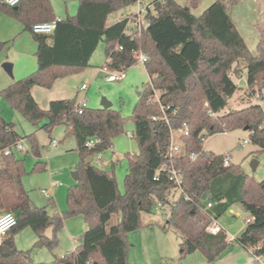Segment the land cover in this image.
Masks as SVG:
<instances>
[{
	"label": "trees",
	"instance_id": "1",
	"mask_svg": "<svg viewBox=\"0 0 264 264\" xmlns=\"http://www.w3.org/2000/svg\"><path fill=\"white\" fill-rule=\"evenodd\" d=\"M137 1L79 0L76 14L61 19L54 32L46 34L35 33L32 26L56 18L50 0H22L15 6L0 0V10L22 20L38 44L36 71L14 81L0 94L29 121L46 120L42 128L48 132L65 125L66 133L75 136L80 155L79 179L68 189L67 209L50 213L49 205L33 204L23 186L25 160L15 153H4L22 136L0 117V211L17 214L16 225L0 237V264H133L128 233L141 228L143 213L153 212L158 203L168 206L169 222L199 213L207 218L194 235L182 239V258L199 250L210 264L218 259L230 241L224 228L213 232L209 226L237 202L250 213L251 221L236 241L264 256V179H254L237 164L223 166L224 155L204 149L206 136L246 128L251 140L264 150V112L252 102L257 89L264 93V21L257 22L260 39L258 52L253 54L229 13L227 0H216L200 16L176 0H154L156 15H151L149 27L133 38L125 34V22L109 24L108 17ZM101 43L111 70L132 67L137 63L135 53L144 51L148 56L146 70L149 75L156 74L153 87L166 106L164 112L154 100V88L144 87L130 117L139 152L128 154L124 192L115 175L119 160L107 171L90 160L95 153L110 149L113 140L124 132L127 119L122 112L113 107H87L79 113L76 97L54 99L44 109L32 94L35 85L52 88L58 78L88 68ZM117 45L122 49L117 50ZM241 62L246 69L244 90L249 105L223 112L229 98L241 88L231 76L239 72ZM185 121L189 132L180 135L184 152L171 156L172 130H179ZM91 137L100 138V142L89 148L86 141ZM25 138L30 142V153L40 157L35 135ZM172 166L183 175V191L173 200L175 184L168 173ZM39 168L46 169L40 159L33 169ZM77 216L88 224L78 246L50 262H35L31 251L41 247L54 251L65 221ZM27 227L34 230L37 240L31 249L21 250L15 236ZM48 228H52L50 236L46 234Z\"/></svg>",
	"mask_w": 264,
	"mask_h": 264
},
{
	"label": "rangeland",
	"instance_id": "2",
	"mask_svg": "<svg viewBox=\"0 0 264 264\" xmlns=\"http://www.w3.org/2000/svg\"><path fill=\"white\" fill-rule=\"evenodd\" d=\"M54 1L58 4V9L60 8L62 10V12H58L56 10V14L63 15V18L76 14L79 0ZM141 1L149 4L154 0ZM176 1L181 5L189 6L193 14L200 16L216 0H198L197 3H193L191 0ZM227 5L229 6V13L232 16L240 34L245 39L249 50L251 53L257 54L260 39L257 22L264 21V0H227ZM71 10L73 11V14H67V12L69 13ZM137 10L138 2L117 10L109 15L108 23L113 22L123 13H134ZM0 14H4L8 18L15 20L21 24L23 26V30H25L23 21L13 14L2 10H0ZM1 33L2 32L0 31V34ZM3 33V35L8 34L7 31H4ZM13 41V38L0 40V43L2 44L0 47V91L4 89V85H8L4 84L2 74H4L10 82L18 80L16 76L12 78L3 67L5 62H12L10 60H3V58L6 56V49L12 45ZM106 59L107 56L105 46L104 43H101L95 50L91 58V65L88 68L64 77L65 87L60 88L58 86L49 92H51L53 97L60 99L76 97L78 102L86 96L90 108L102 107V100L105 97L112 103L113 108L122 112L123 116L127 119L125 122V130L120 136L113 140V149L102 151V154L107 161H111L112 158L116 160V162L119 160L115 166V175L120 190L124 192V177L129 169L128 154L139 152L137 140L134 137H129L127 135L128 132L132 134L135 132V124L130 117L132 116L139 100L138 92H142L149 81V74L146 70L145 64L139 62L127 69V77L124 80L117 82L111 81L105 73L100 71V67L105 64ZM239 72L246 74V69H244L242 62ZM238 73L235 74L237 75ZM237 77L234 76L236 81H238L241 76L237 75ZM242 82L243 81H240V83ZM83 83L88 84V89L80 90L77 94V91ZM244 89L245 88L241 87L239 91L235 92L229 98V105L223 110V112H228L232 109H242L249 105V102H243L246 98V91ZM252 102L254 103L255 100L253 99ZM46 107L48 108V106ZM0 109L5 115H7L6 117L8 120L6 121L12 123L15 126L16 131L22 137L33 134L38 141L40 157L33 153L20 155V157L25 159L26 168V173L22 178V182L24 188L29 194L31 202L37 206L49 205V210H51L52 204L60 210H66L68 207V189L76 182L73 172L78 171V164L80 160V155L77 149L78 144L75 136L67 134L66 127L63 124L55 126L51 132L42 129L41 122L33 123L29 121L20 112L15 110L1 94ZM180 134L181 133L179 131L174 132V142L180 145L182 152H184V146L180 141ZM246 139L248 141L244 143V140ZM53 140L57 142L56 146L52 144ZM27 141L30 144L28 139ZM204 149L212 151L216 154H230L233 164L240 165L248 175L258 181L264 179V150L251 140L250 131L248 129L240 128L228 131L227 134L219 132L211 136H206ZM39 159L46 163V169H33L36 161ZM95 159L96 157H91L90 159L93 165ZM254 160H258L256 168H253L252 166ZM2 166V159L0 158V168H2ZM111 167L112 163L108 166H101L98 168L107 171L110 170ZM53 182H62V185L53 186ZM42 190L51 191L53 197L48 198ZM179 195V192H174L172 199H177ZM165 208L167 213L168 206ZM3 212L6 211L2 210V213ZM246 218V215L242 216L243 220ZM142 220L143 226L141 228L128 233V239L131 244L132 251L141 250L140 244L135 241L134 237L139 233L132 232H142L145 235V239L147 241L146 243L150 252L155 256L159 249L160 251L166 250L169 255L173 253L180 255V243L182 239L194 235L199 230L197 225L201 227L204 226L207 218H205L204 214L199 213L193 217L184 215L179 216L173 222H169L168 213L164 217L161 209H153V212L151 213H143ZM111 223H114V220H112ZM27 230L30 231L25 232H34L32 228ZM19 232H21V235L16 242L17 247L21 250L31 249L34 242L32 243L31 239H28L25 236V232L22 233V230ZM131 233L134 235H131ZM73 241L76 242V240ZM73 241L69 236H66L64 243H59L55 253H58L59 257H61L62 255L64 256L67 251L71 252L73 248ZM230 244H233L231 248L236 247L241 249V244L237 241ZM53 254L54 253L46 247L35 248L31 251V258L37 263H45L50 262L55 258ZM249 256L253 257L252 254ZM152 261L155 262L156 260ZM152 261L149 262V264H155Z\"/></svg>",
	"mask_w": 264,
	"mask_h": 264
},
{
	"label": "crops",
	"instance_id": "3",
	"mask_svg": "<svg viewBox=\"0 0 264 264\" xmlns=\"http://www.w3.org/2000/svg\"><path fill=\"white\" fill-rule=\"evenodd\" d=\"M50 1L53 6L54 13L56 10L58 12H62L60 8L58 9V4L54 0H50ZM67 14H73V11L71 10L69 13L67 12ZM55 15H57V17L65 19V17L63 18V15H58L56 13ZM0 31L2 32L1 33L2 35L0 34V40L6 39V38L7 39L13 38L14 40L12 45L6 49V56L3 58V60H10L13 62V63L11 62L13 64V76H11L7 71L6 72L12 78L16 76V78L21 79L33 73L34 71H36L35 69L38 68V61H37V55H36L38 44L35 41V39L32 37V35L29 34V32H26L25 30H23V26L21 24H19L18 22H16L15 20L11 18H8L4 14H0ZM4 31H7L8 34L3 35ZM237 75L241 76L238 79V81H236L234 78V76L237 77ZM237 75L235 73H231V76L233 80L235 81V83L239 87L246 88L247 87L246 74L241 72L240 74L238 73ZM64 79H65L64 77L58 78L55 81L52 88H45L39 85H35L32 88V94L42 108L47 109L46 106L49 107L50 102L54 100V98L60 99L57 97H53L51 92L49 91L53 90L55 87H58V86L60 88L65 87ZM2 80L4 84H8V85H4L5 86L4 88H6L7 86H9L10 84L14 82V81L10 82L4 74H2ZM240 81H243V82L240 83ZM80 90H82L81 87L77 91V94L79 93ZM138 95L139 96L141 95L140 91L138 92ZM38 96L42 99H40ZM243 102H248V99L245 98ZM6 116L7 115H5L3 111H1L0 109V117L1 118L3 117V119L6 121L8 120ZM13 130L16 133H18L14 125H13ZM110 149L111 150L113 149V145ZM15 154L17 158H22L20 157V155H24L25 153H15ZM57 183L58 185L56 186L62 185V182H57ZM55 210H58L59 212L64 211V210H60L56 208V206L52 204L51 210H49V212L53 213ZM1 214H2V211H0V215ZM243 215H246L247 218L250 217V213L244 209L241 203L237 202L231 205L229 209L215 222V225L220 226L226 230L227 235H228V240L230 241V243L236 242V238H238L241 235V233H243L247 228V218L243 220L242 219ZM213 225L214 223H211L210 226H213ZM197 227L199 229L201 228V226L199 225H197ZM27 229H30V228L27 227L23 229L22 233H24L25 231H30ZM87 229H88V224L85 222V220L81 216L67 219L65 221L64 227L61 229L59 233L60 235L59 243L61 242L64 243L66 236H69L72 241L76 240V242L75 241L72 242L73 244L72 251H73L79 244L80 235H82L83 231L85 232ZM138 231H141V230H138ZM132 233H139V234H136L134 237H135V241L138 244H140V247H141L140 251L133 250L134 253L132 251V247H130L129 249V259L133 264H149V262H151L152 260H156L155 262L152 261L155 264H210L207 262L205 255L199 250L193 253H190L187 256L182 258L181 254L178 255V254L173 253L169 255V253L166 250L160 251L159 249L156 254L157 256L156 255L154 256L149 250V247L146 243L147 241L145 239V235L142 232H132ZM132 233L131 235H134ZM46 234L48 236L52 235V228H48L46 230ZM20 235H21V232L16 234L15 236L16 242L19 239ZM25 236L28 239H31L32 243L33 242L35 243V241L37 240V234L35 232H25ZM232 245L233 244H230L229 247L212 264H251L253 263L254 261L253 257L249 256L251 255L250 250L245 248L243 245H240L241 249L236 248V247L231 248ZM51 252L54 253L53 256L55 258L59 257L58 253L57 254L55 253L56 249ZM67 253H69V251H67L66 254Z\"/></svg>",
	"mask_w": 264,
	"mask_h": 264
},
{
	"label": "built area",
	"instance_id": "4",
	"mask_svg": "<svg viewBox=\"0 0 264 264\" xmlns=\"http://www.w3.org/2000/svg\"><path fill=\"white\" fill-rule=\"evenodd\" d=\"M20 1H22V0H1V2H4V3L12 5V6L17 5ZM137 2H138V10L136 12H134V13H123L120 17H117L114 20V22H125L124 32H125V34H127L133 38L141 35L149 27L151 15H156V12L153 8L152 2L149 4H147L146 2H143L141 0H138ZM61 19L62 18H60V17H56L55 19H53L51 21L37 22V23L33 24L32 29L35 33L51 34L54 32V30L56 29L58 21H60ZM116 49L120 50V49H122V46L117 45ZM134 57H135V60L137 63L140 62V63L145 64L148 61L147 54L142 50L137 51L135 53ZM108 60H111V56L108 57ZM100 71L105 73L108 76V78L114 82L122 81L127 77V74H126L127 69L126 68H122L120 70H111L110 68H108L106 62L102 67H100ZM155 77H156V74L155 75H149V81H148L146 87L154 88L153 87V78H155ZM81 89L87 90L88 84L84 83L81 86ZM253 99L255 100V102L257 104H259L262 107V110L264 112V93L261 90L257 89L253 93ZM154 100L158 101V103L161 106V109L165 112L166 106L162 104V102L160 100V92L158 90H156L155 88H154ZM87 107H89V104H88V100L85 96L79 102L77 110L79 113H82L83 110ZM211 115L216 116V113L211 112ZM153 118L157 119V116H154ZM164 118H165L166 122L169 123V119H168L167 115H164ZM175 131L176 130H172L171 146H170V155L171 156H178V155L183 153L181 146L174 142V132ZM177 131H179L181 134H188V132H189L188 122L185 121L183 123L182 127ZM221 132L224 134H227L228 130L224 129ZM127 135L129 137H134V134H132L130 132H128ZM247 141H248L247 139L244 140V143H246ZM99 142H100V138L91 137V138L87 139L86 146L89 148H92V147H95ZM52 144L54 146H56L57 142L55 140H53ZM30 151H31V146L28 143L27 138L20 137V138H18V140L14 144L7 147L4 150V153L6 155H9L12 153H25L26 154V153H30ZM92 157L93 158L96 157V159L94 160V166H96V167L108 166L113 161H116L113 158L111 159V161H107L105 159V157L103 156L102 151L95 153ZM192 157H194V154L192 155ZM231 163H232L231 155L230 154L224 155L223 166H229ZM162 168L165 169V167H162ZM168 173H169L170 180H172L175 184L174 192L175 193H177V192L181 193L183 191V186H182L183 175H182V173L173 166L168 169ZM52 185L56 186V185H58V183L53 182ZM42 192L45 193V195L47 197H49V198L52 197L50 191L42 190ZM211 205L212 204L209 202L208 207H210ZM165 207H166L165 205L158 203L154 207V209H161L162 214L165 217L167 214ZM250 221H251V218L250 217L247 218V223ZM215 222H216V220L212 222V223H214L213 226H209V230H211L213 232H217L220 228H222L220 226L215 225ZM16 223H17L16 212H14V211L3 212L0 215V237L3 234H5L6 232H8L11 228H13L16 225ZM258 247H256V248H258ZM254 249L255 248L249 249L253 258H254V261L257 264H264V256L257 254L254 251Z\"/></svg>",
	"mask_w": 264,
	"mask_h": 264
},
{
	"label": "water",
	"instance_id": "5",
	"mask_svg": "<svg viewBox=\"0 0 264 264\" xmlns=\"http://www.w3.org/2000/svg\"><path fill=\"white\" fill-rule=\"evenodd\" d=\"M3 67L4 69L11 75L13 76V64L11 62H5L3 64ZM102 107L103 108H111L112 107V103L107 100V98H103L102 100ZM47 121H43L41 122L42 124H45ZM258 165V160H254L253 163H252V166L253 168H256V166ZM73 176H74V179L77 181L79 179V172L76 171V172H73ZM207 197V194H204L203 195V200H205Z\"/></svg>",
	"mask_w": 264,
	"mask_h": 264
}]
</instances>
